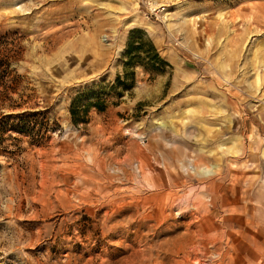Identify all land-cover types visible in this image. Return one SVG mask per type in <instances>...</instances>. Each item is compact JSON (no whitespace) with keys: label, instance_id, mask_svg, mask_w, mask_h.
<instances>
[{"label":"rangeland","instance_id":"rangeland-1","mask_svg":"<svg viewBox=\"0 0 264 264\" xmlns=\"http://www.w3.org/2000/svg\"><path fill=\"white\" fill-rule=\"evenodd\" d=\"M0 264H264V0H0Z\"/></svg>","mask_w":264,"mask_h":264},{"label":"trees","instance_id":"trees-1","mask_svg":"<svg viewBox=\"0 0 264 264\" xmlns=\"http://www.w3.org/2000/svg\"><path fill=\"white\" fill-rule=\"evenodd\" d=\"M133 36V35H131ZM129 37V41L126 44V49L124 52V58L126 59L125 63L123 64V72L124 75L128 74V70L132 69L135 66L143 67L144 69L150 71L154 74H162L163 69L170 65L160 56L157 48L153 44V42L148 38H139V39H131ZM130 76H133V72L129 73ZM116 85L122 87L123 90H129L133 87L132 84L126 85L124 81H121L120 77L116 78ZM121 97V96H120ZM98 111L104 110V108L97 104L93 105ZM72 118H75V115L70 112ZM74 122H76L74 120Z\"/></svg>","mask_w":264,"mask_h":264}]
</instances>
